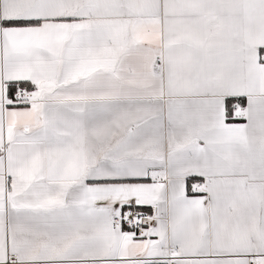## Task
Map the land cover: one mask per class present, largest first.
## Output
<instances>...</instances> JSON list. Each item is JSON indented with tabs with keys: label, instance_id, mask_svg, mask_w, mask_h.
<instances>
[{
	"label": "snow or ice",
	"instance_id": "1",
	"mask_svg": "<svg viewBox=\"0 0 264 264\" xmlns=\"http://www.w3.org/2000/svg\"><path fill=\"white\" fill-rule=\"evenodd\" d=\"M0 264H264V0H0Z\"/></svg>",
	"mask_w": 264,
	"mask_h": 264
},
{
	"label": "crops",
	"instance_id": "2",
	"mask_svg": "<svg viewBox=\"0 0 264 264\" xmlns=\"http://www.w3.org/2000/svg\"><path fill=\"white\" fill-rule=\"evenodd\" d=\"M191 182V181H190ZM147 211V210H146Z\"/></svg>",
	"mask_w": 264,
	"mask_h": 264
}]
</instances>
